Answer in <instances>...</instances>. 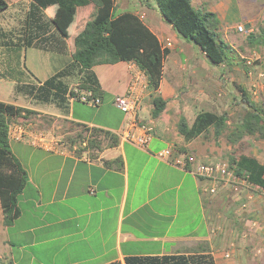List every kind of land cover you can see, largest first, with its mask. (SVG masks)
I'll list each match as a JSON object with an SVG mask.
<instances>
[{"label":"crops","instance_id":"obj_1","mask_svg":"<svg viewBox=\"0 0 264 264\" xmlns=\"http://www.w3.org/2000/svg\"><path fill=\"white\" fill-rule=\"evenodd\" d=\"M258 1L264 6V0ZM6 2L7 8L2 11L7 10V14L0 11V79L9 80L15 94L13 103L0 102L49 116L55 122L109 132L118 139V144L101 151L77 150L75 146L59 145L53 149L49 145H30L39 152V162L47 166L35 167L30 172L25 170L27 184L32 186L34 194L25 198L24 188L20 195L24 199H18L20 216L12 226H3L0 208V260L8 259L15 264L10 257V248L15 246L22 252L27 246L24 242L27 234L51 225L57 227L56 237L46 239L32 235L30 246L66 240L55 255L65 254L67 264H123L128 257L174 255L189 242L206 241L210 244L214 240L210 239L214 228L210 225L205 207L210 196L209 189L216 184L212 185L171 163L176 158L175 154L170 160H161L157 154L170 147L180 152L176 144L180 147L191 145L177 135L178 121L185 118L191 124L198 113L214 112L212 104L214 106L215 102L210 97L216 88L215 67L223 68L224 64L211 63L204 53L198 52L196 46L186 42L170 25L165 24L161 15L158 16L154 0H151L152 4L135 5L139 9L129 11L143 21L163 48L169 50L156 93L166 101L164 112L153 120L150 116V94H145L141 102L137 118L152 128L149 146L141 149L120 140L119 135L127 118L113 105L114 97L124 94L129 87L131 75L128 63L81 70L73 62L66 40L41 8L34 6L31 0L27 5L21 1ZM253 4L256 3L252 1ZM143 7H147L146 11H142ZM199 7L216 16L219 22L217 32L224 38L234 37L238 33L236 27L243 25L239 21L243 17L239 0H217L214 3L200 0ZM255 18L256 15H250L245 19L244 27ZM30 49L48 52L53 58L48 63L58 62L62 63L61 66L53 71V66L45 61L39 67L34 59L28 62L25 55L21 66V52L26 53ZM1 69L5 70L3 74ZM60 72L63 74L56 82L67 91L88 81H93L98 87L102 103L94 115H88L83 110L84 107H92L71 102L67 92L63 93L62 89L54 86L44 87L42 95H39L37 90L44 82ZM193 86L199 95L196 100L191 98ZM205 105L209 106L208 109L195 114L190 112V109L205 108ZM114 111L120 113L115 119L110 116V112ZM106 140L107 143L112 142L110 138ZM252 155L264 164V160ZM129 158L131 163L135 161L139 171L136 172L135 190L126 211ZM117 159L121 160L120 168ZM145 173L148 174L146 178ZM21 203L28 207L23 209ZM53 210L57 211V216L50 213ZM49 216L55 221L47 222ZM16 225L19 228L8 236V231ZM21 259L18 257L16 264Z\"/></svg>","mask_w":264,"mask_h":264},{"label":"trees","instance_id":"obj_2","mask_svg":"<svg viewBox=\"0 0 264 264\" xmlns=\"http://www.w3.org/2000/svg\"><path fill=\"white\" fill-rule=\"evenodd\" d=\"M31 1L34 6L44 11L49 21L66 40L71 58L81 70H89L98 65L134 62L148 78L152 106L150 116L153 120L161 116L165 110L166 101L156 93L160 87L163 63L169 50L162 47L158 38L137 15L129 11L115 14V0ZM154 3L164 22L170 25L186 42L197 46L211 63L232 65L236 59V52L218 34L219 22L213 13L194 8L191 0H154ZM5 8H7L6 0H0V11ZM78 8H87L88 11L76 20ZM246 42L250 48L264 49V28L259 30L258 35L250 31L246 36ZM62 74L63 72H60L45 81L43 86L37 90L39 95H42L46 86L62 89L61 92H67L68 95L72 88L67 91L56 82V79ZM75 87L81 90H91L98 96L102 95L93 81L83 82ZM237 89L241 93L240 99L245 110L239 124L231 126L226 113L217 114L202 111L195 116L191 124L187 123L185 118L179 119L176 132L185 143H190L199 137L205 138L210 132H212L215 141L224 137L233 148L229 153L227 164L234 175L245 180L249 185L264 191V164L247 152L244 142L243 152L239 148V144L245 137L264 140L263 110L251 101L245 89L239 86ZM33 115H37L36 112L0 102V208L2 224L6 228L12 226L20 216L18 197L28 181L26 171L10 150L8 130L16 119H27ZM92 132L96 134V137L81 142L84 144L81 149L101 151L118 144V139L109 132L98 129H92ZM109 138L112 142L107 143L106 139ZM180 152L189 153L184 149H181ZM116 161L120 168L121 160L117 159ZM0 264L13 263L9 261ZM123 264L215 263L208 242L198 241L185 244L174 255L128 257L124 259Z\"/></svg>","mask_w":264,"mask_h":264},{"label":"rangeland","instance_id":"obj_3","mask_svg":"<svg viewBox=\"0 0 264 264\" xmlns=\"http://www.w3.org/2000/svg\"><path fill=\"white\" fill-rule=\"evenodd\" d=\"M8 1L10 3L16 1H21L22 3L26 2L25 5L29 2V0ZM204 1L214 3L217 0ZM252 1L256 4L251 5ZM192 2L195 8L201 9L199 7L200 0H192ZM147 3L152 4L151 0H115V14H118L121 11L134 12L136 9H139V7L137 8L135 5H146ZM239 3L240 10L244 17H240L241 20L239 21L240 23H243V26L245 25V19L250 15H256V18L252 23H249L251 29L249 28L243 33H237L236 31L237 34L231 38H224L220 35L225 42L235 50L236 59L231 66L224 65L225 67L223 68L222 66L215 67L216 88L213 91V95L210 97L214 99L215 102L214 106L212 104V109L214 110L215 108L214 113H226L231 126L239 124L245 113L243 103L240 99L241 93L237 89V86L248 92L251 101H253L258 108L262 109L264 114V49L250 48L246 42V36L250 31L255 35H258L259 30L264 28V6H261L258 0H239ZM146 8L147 7H143L142 11H146ZM87 11V8H78L76 12V20L80 19L85 13H87ZM7 12L8 11L5 10L1 13L7 14ZM158 16H160V14ZM196 48L198 52H201L197 46ZM20 55L21 66L23 65L24 55L28 62H31L34 59V63L39 67H41L44 64L43 62L46 61L48 65L53 66V71L58 69L62 64H59L58 62L48 63L52 56L48 52L44 53L38 49H30L27 50L26 53L22 51ZM44 58L46 60H44ZM197 58L200 60V57ZM15 61L17 62V59ZM16 62H14V64ZM4 71L5 70L1 69L2 74ZM192 91L191 98L192 100H196L199 95H197L198 93L194 86L192 87ZM14 94L12 83L9 80H6V78H2V80L0 79V100L13 103ZM208 107L209 106L207 105L205 108L201 107L196 111L190 109V112L195 114L201 110L208 109ZM83 110L86 114L92 116L97 111V107H84ZM36 114L37 115L30 116L27 119H16L12 124L21 125L33 133H44L47 136L45 144H52L48 143L50 142L49 140L52 139L54 144H57L58 146H75L77 147V150L82 148L81 142L96 137V134H93L92 129L67 124L65 122H55L49 116L39 115V113ZM110 116L115 119L120 116V113L117 111L110 112ZM191 119L192 118L188 120ZM243 142L246 145L248 153L255 154L260 160H264V140H260L256 137L243 138L242 142L239 144L241 152H243ZM190 143L191 145L188 147H180V144H176L175 146L178 150L184 149L191 154L203 158L207 162L222 161L227 163L229 153L233 150L224 137L215 141L212 132L205 136V138L199 137ZM9 147L12 154L20 161L24 170L30 172L35 167L43 168L44 166H47L44 162H39V152L34 151L30 145L25 143L19 144L10 139ZM57 147H55V149ZM128 161L129 198L127 197L126 211L128 210L130 196L135 190L136 172L138 173L139 171L135 161L131 163L130 158ZM147 176L148 174L145 173L144 178ZM120 190L121 187L119 192ZM24 192L25 198L29 196L32 197L34 194L33 188L29 184H26ZM209 195L211 198L209 199L208 197V203L206 204L205 210L207 216H209L211 220L210 225L214 228V231L210 234V239L214 240L210 242V244L208 243L214 263L264 264V191L241 182H238L236 185L220 183L215 185L214 193H210ZM18 199L22 201L24 198L19 196ZM20 206L23 209L28 207V205L22 203ZM42 210L43 209H40V211ZM50 213L55 216L58 215L55 210L50 211ZM47 219V222L55 221V219L50 218V216ZM18 228V225H16L15 228L10 229L8 231V236H12ZM56 230L57 227L51 225L44 230L27 234L25 236L26 239L24 240V242L27 243V246L22 252H20L15 246L10 248V257L13 259V262L16 264L17 258L22 257L19 264H67L68 258L65 254L61 253L55 255V252L60 250L59 247H61L66 240H51L53 242H47L41 246H30L32 243V235H36L38 238L44 237L46 239H52L56 237ZM106 235L107 233H105V236ZM19 254H21V256H19ZM1 262L6 263L9 262V260H0V263Z\"/></svg>","mask_w":264,"mask_h":264},{"label":"built area","instance_id":"obj_4","mask_svg":"<svg viewBox=\"0 0 264 264\" xmlns=\"http://www.w3.org/2000/svg\"><path fill=\"white\" fill-rule=\"evenodd\" d=\"M238 33H243L245 27L239 25L236 27ZM129 72L131 75L130 84L127 91L122 95H117L113 99V105L127 118L125 128L119 135L120 140L128 142L141 149H146L149 146L152 138V128L138 120V113L141 110V102L145 94H150L148 90L147 75L134 63H128ZM67 98L71 102H79L88 107H98L102 103L101 96L95 95L91 90H81L76 87L68 93ZM9 139L17 143H25L34 147L49 145L55 149L57 144L53 140H49L52 144H45L47 136L42 132L33 133L28 131L21 125L11 124L9 126ZM62 146V145H60ZM176 158L170 162L179 168L189 172L191 175L204 179L214 184H238V182L246 183L236 177L228 164L222 161L207 162L197 157L194 154L178 152L175 148H166L161 150L157 157L161 160H170L172 155ZM249 185V184H248ZM215 187L209 189V193H214Z\"/></svg>","mask_w":264,"mask_h":264},{"label":"water","instance_id":"obj_5","mask_svg":"<svg viewBox=\"0 0 264 264\" xmlns=\"http://www.w3.org/2000/svg\"><path fill=\"white\" fill-rule=\"evenodd\" d=\"M250 28V25L245 26V30H248Z\"/></svg>","mask_w":264,"mask_h":264}]
</instances>
